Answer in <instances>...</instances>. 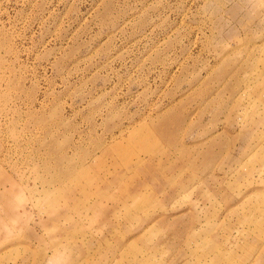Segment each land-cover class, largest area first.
Returning a JSON list of instances; mask_svg holds the SVG:
<instances>
[{"label": "rangeland", "instance_id": "obj_1", "mask_svg": "<svg viewBox=\"0 0 264 264\" xmlns=\"http://www.w3.org/2000/svg\"><path fill=\"white\" fill-rule=\"evenodd\" d=\"M0 264H264V0H0Z\"/></svg>", "mask_w": 264, "mask_h": 264}]
</instances>
